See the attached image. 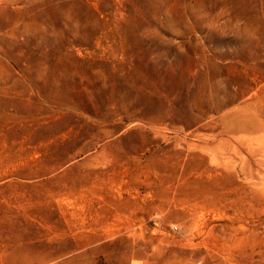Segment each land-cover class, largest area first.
<instances>
[{
	"label": "rangeland",
	"instance_id": "obj_1",
	"mask_svg": "<svg viewBox=\"0 0 264 264\" xmlns=\"http://www.w3.org/2000/svg\"><path fill=\"white\" fill-rule=\"evenodd\" d=\"M0 264H264V0H0Z\"/></svg>",
	"mask_w": 264,
	"mask_h": 264
},
{
	"label": "crops",
	"instance_id": "obj_2",
	"mask_svg": "<svg viewBox=\"0 0 264 264\" xmlns=\"http://www.w3.org/2000/svg\"><path fill=\"white\" fill-rule=\"evenodd\" d=\"M100 182H101L100 184L103 183V181H100ZM114 203H115V201L111 202L112 207H114ZM118 204H119L118 207L123 206L122 208H123V210H125V208H129L130 204H132V201L129 197H124V198H122V202H118Z\"/></svg>",
	"mask_w": 264,
	"mask_h": 264
}]
</instances>
